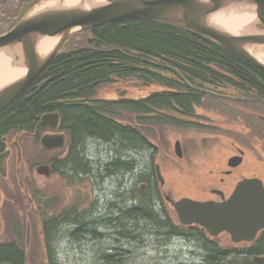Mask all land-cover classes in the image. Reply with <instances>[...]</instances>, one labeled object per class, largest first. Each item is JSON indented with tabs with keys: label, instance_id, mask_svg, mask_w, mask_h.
<instances>
[{
	"label": "trees",
	"instance_id": "trees-1",
	"mask_svg": "<svg viewBox=\"0 0 264 264\" xmlns=\"http://www.w3.org/2000/svg\"><path fill=\"white\" fill-rule=\"evenodd\" d=\"M38 1L0 0V4L5 5V10L0 7V35L8 32ZM15 6L16 10L12 11ZM80 35L78 36L86 41L85 44L68 47L65 52L52 58L39 75L1 109L0 153L5 149L3 138L22 131L34 133L42 115L57 111L61 115L62 129L69 132L72 139L70 153L60 165L76 174L86 173L91 165L86 160V143L88 141L90 145L89 142L98 141L108 146L106 159L110 160L111 152L116 156L109 165V169H112L121 155L129 157L130 149L136 150L139 147V159L140 156L145 157L141 148L145 144L143 139L133 130L123 128L113 120L112 115L117 114L116 106L131 115L135 108L144 111L145 107L168 104L173 100L181 109L187 110L192 102L198 103L206 96L185 85L184 92L181 90L178 95H156L148 98L146 102L111 103L96 99L98 89L109 86L116 80L139 78L148 83L173 81L174 79L165 78L163 73L166 72L198 89L202 86L214 89L217 81L223 84L230 82L233 84L231 87L244 90L250 96L264 97L263 71L211 39L185 28L158 20L131 18L95 29L93 36L97 40H89L86 33ZM72 43L71 41L68 46ZM125 120L131 122V118ZM40 134H36L37 139ZM117 172L120 175L127 173L124 169H117ZM136 195L139 197L138 201L134 198ZM136 195L123 198L120 208H112L113 210L107 212L110 216L107 221H115V224L109 226L117 234L128 238V226L131 231H135L140 224L145 228L146 224H150L149 232H153V225V228L162 229L166 234H178L177 229L159 212V200L156 193L151 192L150 185H147L145 192ZM85 218L79 216V222L75 225L69 220L62 227L67 228L70 234L73 232L75 236L82 231L92 232L93 227L90 224L83 226ZM52 227L51 222V232L55 231ZM97 234L100 236L101 233ZM195 234L199 236L197 242L207 248L209 264H221L227 258L233 260L252 256L264 257V233L248 247L235 249L216 247L198 232ZM59 239L61 240L58 235L57 242ZM17 240L19 239L16 242ZM51 243L55 246L56 242L54 240ZM113 258V255H106V262H111ZM4 261L26 264L23 245H0V264Z\"/></svg>",
	"mask_w": 264,
	"mask_h": 264
},
{
	"label": "water",
	"instance_id": "water-1",
	"mask_svg": "<svg viewBox=\"0 0 264 264\" xmlns=\"http://www.w3.org/2000/svg\"><path fill=\"white\" fill-rule=\"evenodd\" d=\"M231 16L235 18L232 23L239 27L237 33L228 31L215 20H229ZM127 18L165 20L201 34L264 72V0H96L95 3L91 0H75L73 3L41 0L12 30L0 37V53L6 57L9 66L23 70L0 88V110L39 75L71 33ZM46 38H56L57 42L51 50L42 53L40 43ZM133 100L121 99L122 102ZM58 120V114H47L40 122L55 128ZM40 143L46 150L63 149L65 136L46 134ZM175 153L182 156L179 142L175 144ZM9 155L10 151L0 154L2 176L7 174ZM240 161L234 158L231 166H237ZM36 173L49 177L50 168L38 166ZM59 200L57 196L47 198L44 206L52 210ZM174 208L183 225L199 224L213 237L227 232L236 243L251 242L258 232L264 230V186L258 179L240 182L223 203L182 199L174 204Z\"/></svg>",
	"mask_w": 264,
	"mask_h": 264
},
{
	"label": "flooded vegetation",
	"instance_id": "flooded-vegetation-1",
	"mask_svg": "<svg viewBox=\"0 0 264 264\" xmlns=\"http://www.w3.org/2000/svg\"><path fill=\"white\" fill-rule=\"evenodd\" d=\"M0 7L1 9L5 10V5L0 4ZM24 7L26 6H23V8ZM123 21H119V22L117 21V22L105 24L86 32V34H88V39L97 40V38L93 36V32L95 29L114 23H121ZM163 74L165 78H170L174 80L163 81L160 83L153 81L148 83L140 80L139 78H136V79H131L130 81L135 82L137 84L136 87H140L139 89H141V91L144 90L143 89V87L145 86L144 83L149 84L150 85L149 87L151 89L152 88L154 89L153 91H149V93L155 92L157 91L156 89H161V87H164V88L176 90L178 94H180L181 90L182 92H184L183 91L184 86L188 85L190 89L198 90L200 93L206 96H203L201 101L198 103L192 102L187 110L181 109L178 106V104L173 100H170L168 104H158V105H151L150 107L149 106L145 107L144 111H140L139 109L135 108L134 113H132L131 115L124 109L117 106L115 107V111L117 109V114L112 115L113 120L121 127L129 128L130 130L136 132L137 135L140 138H142L143 141L145 142V144L141 145V148L143 149L142 152L145 154L144 158L147 157L148 165H146V168H144L145 165L142 167L140 166V161H139L140 151H139V147H137L136 150L130 149L131 152L128 153L129 156L128 158H125L124 155H121L120 158L118 159L117 164H115L112 169H109L111 168L109 165H111L112 163L111 161L113 156L110 157V160L104 161L105 162L104 164L102 163V160L101 158H99V156L96 158H91V154L87 149L89 147L87 141L85 148L88 157L86 158V160H88V163L90 161L91 165L97 164L98 166L90 165L88 171L86 173H83L82 175L68 171L60 164L63 163L64 160H66V158L70 153V149L72 146V139L69 138L66 150L54 151L52 153V156H50L51 162L49 163V165L51 166L52 169V175H53L52 177L53 178L62 177L65 175L66 180H68L70 183L73 184H75L76 180L84 181L87 179V181H90L93 178L96 180L98 178H103V181L109 178L111 181H114L116 183L118 182L117 175L121 174L117 172V169H124L127 172L125 174L126 177H124V181H127L128 183L131 184V187L128 190V192L131 195H136L145 192L147 189V185H150L151 192L154 191L156 193V196L158 197V200H160L161 192L164 193L163 192L164 186H161L158 183L156 168L154 163L157 152L163 149V145L160 144V141H163L166 135L165 133L156 134L157 131H163V132L169 131V132H174L175 134L178 135L179 141L181 142V149L183 155L182 159L185 156H190L189 153L192 151V149H199V151L208 150L213 146L214 143L220 141H223L227 145L228 156L219 165L220 169L217 171L216 174V180L219 186L208 187L206 189V193L208 192L211 196H213V198L201 197L200 199H198L201 201L213 200L220 202L221 194H223V197L226 198L228 197L233 186L226 191L222 189L224 187L221 186H224L227 180L233 176L235 171L242 167L243 163L247 159V153H248L247 148L253 147V150L260 155L261 158L259 160H256L255 161L256 163H264V97L250 96L249 94L244 92V90L231 87V85L233 84L230 82H227V84H223L217 81L213 86L214 89L206 88V86H202L201 88L198 89L190 85L187 81L184 82L180 81V79L177 76H174L170 73L166 74V72H164ZM133 87L135 88V86ZM133 87L132 89H134ZM178 94H154L151 96H135L136 98H138V100L134 102H140V101L146 102L148 98L156 95L158 96L164 95L170 97ZM98 100L111 102V103L114 102V101H108L104 97H101ZM240 108H245V112L240 111L239 110ZM125 118H131V122L126 121ZM233 122L239 123L238 128L233 127L232 125ZM240 123L242 124L241 129L244 130L245 132L240 131ZM229 125H232V127ZM34 130H35L34 133L37 134L39 132L42 135L44 133L65 132V130H63L61 126V115H60L59 125L57 126L56 129L45 127L42 124H40L38 121V124L36 125ZM153 131L155 132V134L152 133ZM34 133H30L31 135L28 134L27 136L22 135L21 137L22 147H23V139L32 140L34 142L35 139ZM89 143L90 145H101V146L104 145L102 142H98V141L97 142L91 141ZM169 146H172V142L168 146L165 145V148ZM231 150H234L233 154L229 153ZM234 157H239L241 161L237 167L232 168L230 164H231V159H233ZM126 163L128 165H123ZM102 170L104 171L103 176L101 174ZM141 180H143L144 182H140ZM194 182L202 183L203 181L194 179ZM136 188H138V190H136ZM14 190H15V185L12 179L5 178L0 181V192L3 195L6 192L14 191ZM115 193L117 199H119L120 195H118V193L120 192H115ZM186 197L192 198L190 196H186ZM88 198L89 197L85 195L84 199H88ZM134 198L136 199V201H138L139 197L136 195L134 196ZM164 198L166 203L168 204V210L167 208L163 207V212H162L160 210L163 206L162 204L161 206L159 205L158 208L159 212L164 213L166 219H168L170 224L173 227H175L178 231L177 235L168 233L167 236H169L170 239H175L176 237V238H181L183 240L192 239L197 241L199 236L198 234L196 235L195 233L198 232L202 236V238H204L207 242L215 245L216 247H220L219 246L220 244L216 242V238H212L207 232H204L202 229L198 228L197 226H190L183 228L179 225H173L171 223L170 215L168 213L169 211L172 214L171 206L173 204V198L170 196V194H164ZM23 200H24L23 196H20L19 200L15 199V202L20 205L21 210L19 211V213L21 214L22 218H23ZM10 204L13 205L14 207L16 206L15 203L12 201H10ZM10 204L7 201L3 202L2 200L0 204L1 219L4 225L6 223L7 230L12 226L10 221H8L12 217V210L9 209L11 206ZM93 204H94L93 202L92 203L90 202V204L85 206L86 209L87 207H90V210H92ZM79 205H82V203L81 202L77 204L74 203L73 206H71L70 210L68 211H63L60 208H57L52 212L46 211L44 212V214L46 215L47 219H42V217L39 216L40 222L37 232L38 236L36 238H37V242L40 243L41 254L43 257V264H57L58 251L56 249V245L55 244H54L55 246L51 245L52 244L51 242H53L54 240L55 242H57L58 235L60 236V238H62L64 233H62L61 229H63L62 226H64L66 222L70 220V222H73L74 225L76 222H79L77 218L79 216L80 217L82 216V213H79L77 210V206ZM105 207L107 208V210L108 209L110 210L112 208H119L120 206L115 207L114 204H106ZM106 208H104L103 211L100 213H104L105 215H107V212H104ZM109 218L110 217L100 218L99 226L102 227L104 225V222L107 224L108 222L107 220ZM51 222L53 223L52 229H54L55 232L54 231L51 232L49 228V223ZM20 229L21 232L23 233V225L20 226ZM135 231H138V229ZM53 234H55L54 237H51ZM69 235H70L69 237L73 238L74 240L79 239L81 236L80 234L78 236H75L73 235V232L71 234L69 233ZM4 236L5 238L0 239V245H9L13 243L18 245L19 247L22 245L23 237H20L19 243H15L12 241L10 233ZM65 237L68 238L67 235H65ZM99 237H101V235ZM135 238L136 237H131L129 239L130 241H132L135 240ZM25 241H26V235H25ZM27 243L28 244L31 243L30 237H29V242ZM206 249L207 248L202 247V245L199 244V250H197L198 252L196 251L195 256H197V258H199L202 262H204V264H209V254L206 252ZM111 250L115 251L113 249ZM111 250H109L108 252L109 254L107 255H113L114 258L119 255V254H110L112 253ZM104 258L106 259V255L104 256ZM229 259L230 258H227V260ZM2 264H13V263L10 261H4Z\"/></svg>",
	"mask_w": 264,
	"mask_h": 264
},
{
	"label": "rangeland",
	"instance_id": "rangeland-1",
	"mask_svg": "<svg viewBox=\"0 0 264 264\" xmlns=\"http://www.w3.org/2000/svg\"><path fill=\"white\" fill-rule=\"evenodd\" d=\"M15 10L16 6L12 11ZM81 38L82 37L78 36L69 48L85 44L86 41ZM136 85L137 84L133 81H114L111 85L98 89L96 95L98 97L113 99L118 96H145L149 93V91L154 90L153 88L151 89L150 87L144 86V90L141 91V89H139L140 87H136ZM133 86H135V88ZM132 87L134 89H132ZM156 90L158 91L161 89ZM239 110L245 112V108H240ZM238 124V122H233L232 125L233 127L238 128ZM232 125L229 126L232 127ZM241 127L242 124L240 123V131H244ZM152 133L155 134L154 131ZM164 133L166 135L165 139L163 141L159 140L160 144L163 145V149L157 152L155 162L160 165L161 173L165 180V194L169 193L174 200H179L185 196H190L194 199H200L201 197L213 198V196H211L208 192L206 193V189L208 187L219 186L216 180V174L220 169L219 165L228 156L227 145L223 141H220L214 143L208 150L199 151V149H192L189 153L190 156H185L182 160H180L174 154V142L179 140L178 135L169 131L156 132V134ZM171 142L172 146L165 148V145L168 146ZM87 149L89 150L92 158L99 156L103 164L105 163L104 161H108L105 155L108 146L105 144L102 146L89 145ZM247 151V159L243 163L242 167L235 171L233 176L227 180L224 186H221L224 187L222 189L225 191L234 186V184L243 177H258L264 182V163L255 162L261 158L260 155L253 150V147L247 148ZM38 153L39 151L36 153L34 149L29 148L25 154H23V165L21 166L22 175L31 193H33L34 197H37L34 194V192H36L37 194H40L42 198L50 195L61 196L63 205H61L60 208H62L63 211H68L74 203L77 204L81 202L82 205L77 206V210L79 213H82V216L86 217L83 226L90 224V226L93 227L92 232L82 231L79 233L81 236L76 240L69 237V231H67L68 238L65 237L66 233H64L61 240L59 239L60 241L55 243L56 249L58 248L57 264H204V262L195 256L196 251L199 250V243L195 240H183L176 237L175 239H170V237L167 236L162 229H155L153 228V225L151 228L153 232H149L148 230H150V224H146V228L144 225L140 224L138 231H131L130 226L127 225L129 228L127 229L128 238L123 237L122 235L120 237V235L109 226L110 224H115V221L107 222V224L104 222L102 227L99 226L100 218L110 217L108 214L105 215L104 213H100L104 208H106V204H114L115 207L120 206L122 204V199L131 195L128 192L131 184L124 181V177H126V175H118V182L116 183L111 181L109 178L105 181H103V178H98L97 180L93 178L90 181H87V179L81 181L82 183L80 182L81 184L79 183V185L70 183L62 177L44 179L35 175L32 167L34 166V163L42 160ZM229 153L233 154L234 150H231ZM111 154L112 155H110V157L113 156L115 159L116 156H114V153L111 152ZM139 161L140 166L142 167L145 165L144 168H146V165H148L147 157L142 158L140 156ZM101 174L103 176V170ZM13 175L14 172L12 171L11 176L13 177ZM194 179L202 180L203 182L196 183L194 182ZM136 190H138V188H136ZM10 192L14 194L11 196L10 201L15 203V210H17V214L14 215L15 219L17 220L19 226L23 225V244L25 240L27 221H29L28 223L32 229L31 244L27 252V264H43L40 243L37 242L36 238L38 236L37 232L39 228L37 215L32 211L29 212V207L24 203L22 218L18 210L20 205L15 202V199H17L20 194L19 192L16 194V188L14 191ZM115 192H120L118 193V195H120L119 199H117ZM85 195L89 198L84 199ZM10 201H8L9 204ZM162 201L163 200H159V203H157L161 206L163 204ZM90 202L94 203L92 210H90V207H87V209L85 207L90 204ZM163 207L165 206H162L160 209L162 212ZM37 208H39V211L41 209L39 215L42 216V219H47L42 208L38 206ZM108 211L109 209L107 210V208L104 210V212ZM168 213L170 215L171 223L176 224V217H174L169 211ZM161 214L164 215V213ZM105 224L108 226L106 227ZM64 227L62 228L67 229ZM5 229L4 235H7L9 229L7 230L6 225ZM97 232L101 233L99 234L101 237L98 236ZM4 235L0 239L5 238ZM131 237L136 238L135 240L130 241L129 238ZM216 242L225 248L244 247L241 244L237 245L231 242L229 236L226 234L220 235L216 239ZM109 249L115 250L110 254L119 255L113 258L111 262L107 263V259H105L104 256L109 254ZM221 264L252 263L250 257L248 259H229Z\"/></svg>",
	"mask_w": 264,
	"mask_h": 264
},
{
	"label": "bare ground",
	"instance_id": "bare-ground-1",
	"mask_svg": "<svg viewBox=\"0 0 264 264\" xmlns=\"http://www.w3.org/2000/svg\"><path fill=\"white\" fill-rule=\"evenodd\" d=\"M91 1H92V3L96 2V0H91ZM73 2H75V0H67V3H73ZM34 6H36V4H34L25 14H27ZM127 19H130V18H127ZM146 19H150V18H146ZM152 20H158V19H152ZM215 20L218 21V23H220L223 27H225L228 31H230L232 33H237L238 31H240L239 27L232 23L235 20L234 16L233 17L231 16V19H229V20H225L224 18H217ZM158 21L170 23V22L165 21V20H158ZM170 24H172V23H170ZM172 25H174V24H172ZM7 33L8 32L0 35V37L4 36ZM53 43H54V39H51V38L43 39L40 43L39 50L42 53H45L49 50V48L51 47V45ZM6 61H7V63H6ZM22 73H23L22 69L11 68L9 66V62L6 59V57H4L3 54H0V88L3 87L4 85L8 84L9 82L13 81L15 79V77L19 76ZM261 124H263V123H261ZM61 231L63 233H66L65 235H67L66 229H62ZM26 263H27V259H26Z\"/></svg>",
	"mask_w": 264,
	"mask_h": 264
}]
</instances>
